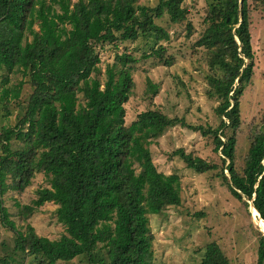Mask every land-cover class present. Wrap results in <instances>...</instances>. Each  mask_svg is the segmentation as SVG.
I'll return each instance as SVG.
<instances>
[{"label": "trees", "instance_id": "trees-1", "mask_svg": "<svg viewBox=\"0 0 264 264\" xmlns=\"http://www.w3.org/2000/svg\"><path fill=\"white\" fill-rule=\"evenodd\" d=\"M207 2L194 44L205 50L206 94L218 101L216 126L156 108L126 125L124 104L137 58L116 53L104 71L100 67L96 45L116 47L139 36L153 37L157 45L142 57L155 55L170 65L159 44L169 33L155 20L164 15L172 23L184 20V0H157L154 6L138 0H0V107L7 118L13 104L22 109L14 125H0V222L12 231L13 253L32 256L36 264L77 256L89 264H165L152 257L149 214L180 205V179L157 170L150 146L177 125L212 139L220 162L182 147L170 157L178 156L196 173L219 170L231 194L251 200L264 221V113L251 127L241 171L235 165L239 99L253 73L249 0ZM12 74L18 75L16 83H10ZM25 83L31 92L23 103ZM147 88L158 92L150 81ZM37 173L47 185L21 206V217L26 220L47 202L57 205L64 233L56 239L39 236L30 223L18 228L3 204L9 189L22 192ZM256 254V264H264L262 235ZM8 258L0 257V263L8 264ZM228 262L212 241L198 264Z\"/></svg>", "mask_w": 264, "mask_h": 264}, {"label": "rangeland", "instance_id": "rangeland-1", "mask_svg": "<svg viewBox=\"0 0 264 264\" xmlns=\"http://www.w3.org/2000/svg\"><path fill=\"white\" fill-rule=\"evenodd\" d=\"M138 3L154 6L157 0H138ZM183 4L188 10L184 20L172 23L167 15L155 20L169 33V39L159 44L166 49L164 55L171 57L170 65H164L155 55L142 57L156 49L153 37L139 36L134 41H120L116 47L96 45L102 59V71L106 64L113 62L116 53L130 52L137 58L132 65L134 86L124 104L126 125L148 108L159 109L169 117L184 116L193 124L210 122L216 126L219 122L214 112L218 101L206 94L205 75L210 71L205 63V50L194 44L208 2L184 0ZM249 17L253 73L239 99L241 124L236 131L235 152V165L239 171L250 144L251 127L262 120L264 113V5L261 0H249ZM17 79V74L10 75V83H16ZM148 81L157 87L156 95L148 90ZM30 92L31 86L25 83L21 95L23 103ZM14 107L13 104L8 118L0 107V125L15 124L16 115L22 109ZM180 147L206 160L220 162V153L214 152L212 139L179 125L168 128L151 144L152 160L157 170L179 176L181 197L180 205L168 207L161 214H149L153 260L165 264H198L206 245L213 241L227 257L228 264H256L258 239L263 234L251 200L235 198L219 176V170L196 173L178 156L170 157L169 153ZM224 172L228 173L227 170ZM46 185L44 175L37 173L22 192L9 189L2 197L3 204L9 212V219L18 228L23 229L30 223L39 236L56 239L64 233V226L56 218L57 205L47 202L36 208L26 220L20 213L21 206L29 204L35 197V190ZM13 247L12 231L0 222V257L11 255L8 264H36L32 256L21 258L20 252L13 253ZM100 257H103L102 252ZM56 264L89 262L85 256H77Z\"/></svg>", "mask_w": 264, "mask_h": 264}, {"label": "bare ground", "instance_id": "bare-ground-1", "mask_svg": "<svg viewBox=\"0 0 264 264\" xmlns=\"http://www.w3.org/2000/svg\"><path fill=\"white\" fill-rule=\"evenodd\" d=\"M252 205H253V202L251 201V207H252ZM253 210H254L255 214L259 215L258 212L256 211V209H253ZM257 224L259 225L260 229L262 230V231L261 230L260 231L262 232V234L264 236V221L260 218V216H259V220H258Z\"/></svg>", "mask_w": 264, "mask_h": 264}, {"label": "water", "instance_id": "water-1", "mask_svg": "<svg viewBox=\"0 0 264 264\" xmlns=\"http://www.w3.org/2000/svg\"><path fill=\"white\" fill-rule=\"evenodd\" d=\"M237 40V39H236ZM252 200H253V198H252ZM264 237V236H263Z\"/></svg>", "mask_w": 264, "mask_h": 264}]
</instances>
